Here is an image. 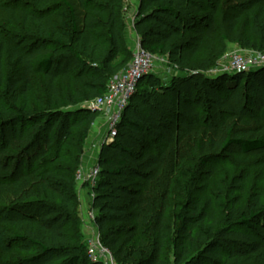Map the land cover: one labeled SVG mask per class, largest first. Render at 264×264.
<instances>
[{
	"label": "trees",
	"instance_id": "trees-1",
	"mask_svg": "<svg viewBox=\"0 0 264 264\" xmlns=\"http://www.w3.org/2000/svg\"><path fill=\"white\" fill-rule=\"evenodd\" d=\"M24 1V7L0 5L7 23L24 28L22 40L37 48L28 60L14 42L16 35H0L5 101L0 104V140L18 153L5 162L6 169L14 163L13 171L0 176V203L14 201L0 205L1 223L10 230L9 242L34 253L20 264H102L88 259L74 204L81 152L66 174L48 165L59 160L55 143L61 144L78 123L77 112L62 108L103 96L109 80L128 64L125 0H79L78 14L69 0H53L48 8V0ZM55 11L61 12L58 21ZM243 17L257 24L253 38L239 30ZM219 24L224 26L220 40L264 51V0H139L134 31L141 46L166 58L183 76L169 84L157 80L153 90L151 74L145 76L121 114L117 140L102 148L103 157H112L101 161L92 189L94 223L116 264H259L264 253V241L254 230L264 219L260 195L251 193L242 210L237 200L229 207L201 184L202 168L230 149L245 155L264 150V112L251 120L233 102L242 88L247 101L264 106V67L224 79L188 74L206 69L193 61L203 44L214 40ZM4 60L47 82L41 110L16 107L27 94L18 79L3 78ZM63 79L72 85L58 92ZM192 81L201 88L193 91ZM79 114L89 124L95 118L87 109ZM86 138L80 135V147ZM183 146L190 147V154L182 152ZM103 175L113 182L101 180Z\"/></svg>",
	"mask_w": 264,
	"mask_h": 264
},
{
	"label": "rangeland",
	"instance_id": "rangeland-1",
	"mask_svg": "<svg viewBox=\"0 0 264 264\" xmlns=\"http://www.w3.org/2000/svg\"><path fill=\"white\" fill-rule=\"evenodd\" d=\"M69 1L74 7L76 13H80L78 9L79 0ZM25 2L26 1L24 0H0V5H10L12 7L17 6L18 8L22 7L23 4H26ZM124 4L126 11H123V14L126 17L131 18V16L134 15V8L130 10L131 4L129 3V0H125ZM52 5L53 0H48L44 8L46 6L48 8ZM132 6H134V4H132ZM60 14L61 12L56 13L55 11L53 20L58 21V16ZM131 23H133V21L130 22V24ZM130 26L131 25H126L124 31V40L130 52L128 56L129 61L125 68L130 63L133 47L137 44V41L140 43L139 37L132 34L128 30ZM238 26L244 36L249 35L250 38L255 36L257 24L252 19L246 20L245 17H243ZM223 30V24H219L214 40L212 42H205L197 56L194 58L193 62L197 66L204 65L206 69L196 71L189 70L188 74H202L209 77L224 75V77H222L224 79L226 78V75L231 74L230 72L224 71V69L226 70V65L228 63V54L234 50L241 51L243 54L251 51L243 49L238 45L231 44L228 41L220 40L221 34H224ZM0 35L4 37L6 36L7 38H11L13 35H16L18 39H15L14 42L20 44L18 47H22L23 52L28 53V60H31V58L35 55V50H37V48H33L29 41H23L21 38V36L25 35V29L19 25H9L2 14H0ZM261 53L264 54V51ZM1 66L3 78L9 75L14 77L16 80L18 79L21 82V90L26 91L27 98L25 100L20 99L19 104L16 107L20 108V106L27 104L32 111L41 110L48 93L47 82L42 78V76L35 73H30V75L26 76L22 73L17 64L5 60L1 62ZM150 74L152 79L148 81V84L151 88L152 86H155L154 89H156L155 81L157 80L163 84H169L174 76H183L181 72L174 65L170 64L166 58L156 56H154V69ZM244 82L245 80H242L239 83V86H241ZM225 84L229 85L231 84V81H225ZM68 85H72L69 80H61L56 85L57 91L65 92V86ZM188 85L191 86L193 91L197 86L199 88L202 86L200 82L196 81H192L188 83ZM185 88L186 87H183L181 89L182 92H184ZM2 90V86H0V104L5 105V101L2 99ZM151 90H153V88ZM262 96L264 97V91L262 92ZM233 102L237 112H239L241 116L248 119L250 118L251 120L257 119L259 115L264 112V106L260 104V101H247L242 88L238 90ZM86 105V103H82L77 106L62 108V110L77 112L75 121L78 122L75 126L66 131L67 133L65 139L61 144L56 145L55 143V149L58 150L59 160H53L48 165L49 167H54L57 172L62 174H66L69 169L73 170L74 163L76 162L80 152V164L78 165L79 167L76 172V177L77 174H79V176H83V174L87 172L88 168L94 164H98L102 167L101 161L106 157H112L111 153H107L104 157L101 154L104 146L101 144L104 140H106L107 136L106 118L103 117L101 112L96 111L93 122L89 124L85 119L86 115L79 114L81 111L85 112ZM85 133L87 134V138L82 147H80L78 142L79 137L81 134ZM115 140H117L116 137L109 143H112ZM124 142V144H128L127 138H124ZM108 144L106 143L105 145ZM132 150L138 152L136 148H133ZM190 150L189 146H183L182 152L187 155L190 154ZM15 154L18 153L12 148L4 147L0 140V176L9 174L13 171L14 163L11 161V163L7 165L6 169L5 162L7 158L15 156ZM101 180L112 181L111 178L104 175L101 177ZM201 181L203 187L206 188L205 192L207 194H216V196L226 199L229 207H231L233 202L237 200L239 202L237 207L244 210L246 207V199L251 193H257L260 195L261 202L264 203V150L245 155L242 154L240 150L232 148L223 154V158L221 160L215 163H209L202 168ZM74 191V204L78 214L79 223L81 224L80 229L84 236L85 244L87 245L89 239L97 233L94 223L97 210L93 207L95 193L85 183L77 178ZM13 202L14 201L12 199L1 201L0 205L6 206L12 204ZM91 214L93 215L94 220L90 217ZM1 220L2 217L0 216V264H20L23 258L31 256L34 253L33 251L21 252L19 247H17L18 244H12L9 242L6 238L7 234L11 235L10 230L4 226L3 223H1ZM64 226L67 231H74L71 224L67 223ZM254 230L258 234L259 238L264 241V219L261 221V224L254 226ZM259 264H264L263 252L259 258Z\"/></svg>",
	"mask_w": 264,
	"mask_h": 264
},
{
	"label": "built area",
	"instance_id": "built-area-1",
	"mask_svg": "<svg viewBox=\"0 0 264 264\" xmlns=\"http://www.w3.org/2000/svg\"><path fill=\"white\" fill-rule=\"evenodd\" d=\"M126 11V7L124 8ZM264 67V54L257 51H249L243 54L234 50L228 54L226 70L230 73H242ZM154 69V56L147 52L141 44L133 47L129 65L118 75L112 77L106 87L103 96L86 103V109L92 112H101L106 118L107 136L102 146L111 142L117 135V126L122 112L133 96L139 82ZM108 141V142H107ZM100 175L98 164L90 166L77 179H80L90 189H93ZM90 217L94 220L93 215ZM87 256L92 263L116 264L110 251L100 243L99 234L92 236L87 243Z\"/></svg>",
	"mask_w": 264,
	"mask_h": 264
},
{
	"label": "crops",
	"instance_id": "crops-1",
	"mask_svg": "<svg viewBox=\"0 0 264 264\" xmlns=\"http://www.w3.org/2000/svg\"><path fill=\"white\" fill-rule=\"evenodd\" d=\"M129 3L131 4L130 6V10L132 8H134V15L131 16V18H128L125 16V20H126V25H131L130 28L128 29L132 34L136 35L135 31H134V21H135V15H136V12H137V8H138V5H139V0H129ZM132 4H134V6H132ZM130 24V22H132ZM127 30V29H126ZM137 36V35H136Z\"/></svg>",
	"mask_w": 264,
	"mask_h": 264
}]
</instances>
